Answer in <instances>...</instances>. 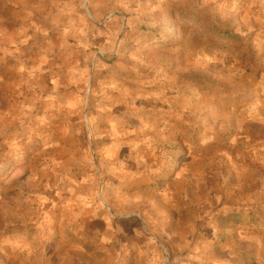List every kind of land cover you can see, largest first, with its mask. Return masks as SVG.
I'll return each instance as SVG.
<instances>
[{
	"label": "rangeland",
	"instance_id": "rangeland-1",
	"mask_svg": "<svg viewBox=\"0 0 264 264\" xmlns=\"http://www.w3.org/2000/svg\"><path fill=\"white\" fill-rule=\"evenodd\" d=\"M0 264H264V0H0Z\"/></svg>",
	"mask_w": 264,
	"mask_h": 264
},
{
	"label": "trees",
	"instance_id": "trees-1",
	"mask_svg": "<svg viewBox=\"0 0 264 264\" xmlns=\"http://www.w3.org/2000/svg\"><path fill=\"white\" fill-rule=\"evenodd\" d=\"M220 219L222 220V217H220Z\"/></svg>",
	"mask_w": 264,
	"mask_h": 264
}]
</instances>
